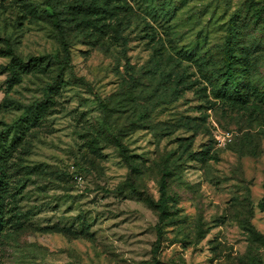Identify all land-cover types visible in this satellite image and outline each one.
Instances as JSON below:
<instances>
[{"label": "rangeland", "instance_id": "374dc122", "mask_svg": "<svg viewBox=\"0 0 264 264\" xmlns=\"http://www.w3.org/2000/svg\"><path fill=\"white\" fill-rule=\"evenodd\" d=\"M247 1L0 0V264H264ZM231 28L239 98L218 91Z\"/></svg>", "mask_w": 264, "mask_h": 264}, {"label": "trees", "instance_id": "16d2710c", "mask_svg": "<svg viewBox=\"0 0 264 264\" xmlns=\"http://www.w3.org/2000/svg\"><path fill=\"white\" fill-rule=\"evenodd\" d=\"M244 18H245V23L250 24V25H255V26H261V28L264 31V7L259 8V5L254 1V0H249L245 2L244 4ZM53 21H54V27L57 28L58 34L61 40V44L63 46V50L66 54V58L68 57V49L66 47V39L65 36L62 32L58 17L54 14L53 15ZM236 30L231 28L228 32V40L226 42V54H225V62L224 66L222 67L221 70V85L218 88V91L223 95L227 94L230 98H239L242 97V95L238 91V80L237 77L241 74V71L238 72L235 64H234V58H236V54L233 47L234 39H233V33ZM8 52L10 53L11 50L8 49ZM39 58V59H44ZM56 61L60 64L61 70L62 71L64 68H71V64L69 62V59H62L60 60L59 57H55ZM244 80L246 82L247 88L249 85V78L248 75L244 77ZM105 111V110H104ZM114 143L115 146L118 148L120 154L122 157L126 158L125 154V149L123 147V144L121 141L117 138H114ZM3 177H4V171L0 169V188L2 186L3 182ZM264 189V185H263ZM263 208H264V197H263ZM5 225V220H4V213H3V205H2V200L0 196V235L3 231ZM159 242H160V235L158 232V237H157V248L159 247Z\"/></svg>", "mask_w": 264, "mask_h": 264}, {"label": "built area", "instance_id": "2783aa9c", "mask_svg": "<svg viewBox=\"0 0 264 264\" xmlns=\"http://www.w3.org/2000/svg\"><path fill=\"white\" fill-rule=\"evenodd\" d=\"M75 179L80 180L81 178H80V176H75Z\"/></svg>", "mask_w": 264, "mask_h": 264}]
</instances>
